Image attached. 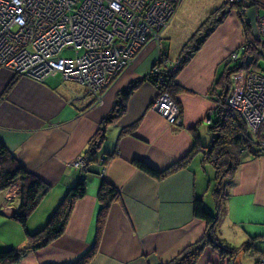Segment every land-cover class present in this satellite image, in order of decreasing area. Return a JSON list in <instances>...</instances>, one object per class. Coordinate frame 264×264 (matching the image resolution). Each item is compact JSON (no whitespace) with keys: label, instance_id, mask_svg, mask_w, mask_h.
Segmentation results:
<instances>
[{"label":"crops","instance_id":"crops-1","mask_svg":"<svg viewBox=\"0 0 264 264\" xmlns=\"http://www.w3.org/2000/svg\"><path fill=\"white\" fill-rule=\"evenodd\" d=\"M189 2L179 1L163 32L162 48L153 41L146 43L131 64L100 89L98 100L81 84L62 81L59 74L39 81L0 66V141L26 171L48 186L25 227L13 217L20 194L14 193V187L0 191V250L28 245L26 233L44 226L68 188L80 180L85 184L59 236L28 249L19 261L3 264H64L89 248L93 251L87 264H166L203 237L206 221L194 215L193 202L199 198L206 211L216 213L214 168L202 160L195 144H209L211 113L219 103L213 98L218 89L215 82L228 55L242 49L246 33L256 38L261 7L247 5L240 14L238 6H230L176 72L178 89L172 97L180 107V123H170L150 108L156 89L144 80L125 100L123 112L107 124L93 158L85 167L73 165L78 156L86 160L88 141L109 114L117 93L146 75L163 51L171 65L178 64L183 45L223 4V0H208L196 14L181 13L183 4ZM190 151L181 166L161 178L135 164L140 160L164 171ZM102 181L115 192L106 205L98 197ZM223 200L224 210L215 225L217 236L230 246H239L248 238L263 242L264 152L244 153ZM246 254L250 256L240 251L234 263L252 264ZM193 264L228 261L206 245Z\"/></svg>","mask_w":264,"mask_h":264},{"label":"built area","instance_id":"built-area-1","mask_svg":"<svg viewBox=\"0 0 264 264\" xmlns=\"http://www.w3.org/2000/svg\"><path fill=\"white\" fill-rule=\"evenodd\" d=\"M179 1L0 0V66L39 81L58 73L81 84L98 100L100 89L131 64L146 43L153 41L162 48L163 32ZM260 7L255 32L262 49L264 5ZM64 48H74L75 56H61ZM238 56L233 51L229 59ZM231 78L233 89L227 104L256 131L264 123V70H241ZM154 86L150 108L168 122L180 123L178 103ZM73 165L85 167L86 160L78 156ZM8 187L15 191L19 183Z\"/></svg>","mask_w":264,"mask_h":264},{"label":"trees","instance_id":"trees-1","mask_svg":"<svg viewBox=\"0 0 264 264\" xmlns=\"http://www.w3.org/2000/svg\"><path fill=\"white\" fill-rule=\"evenodd\" d=\"M252 4L260 7L264 5V0H249L248 4L245 5L240 1L223 0L222 6L211 12L183 45L181 58L176 68L165 70L161 62H154L146 75L133 80L126 88L120 90L116 95L114 105L109 114L102 119L97 131L88 141L85 151L86 165L100 148L107 124L113 122L123 112L125 100L138 84L146 80L153 85L157 84L159 91L166 92L171 96L175 95L178 89L175 82L176 72L190 57L192 52L200 47L203 40L215 26L222 21L229 7L238 6L241 14L244 6ZM162 55L166 56L164 51ZM247 55H252V57L248 60L246 59ZM257 56H264V47L260 49L257 38L246 33L241 54L235 60H227L223 72L215 82L218 89L215 88V96L213 98L221 105L214 106L212 109L211 121L208 126L211 139L208 145H200L196 142L195 146L202 152V160L211 163L214 168L212 193L216 204V213L206 211L201 200L199 198L194 199L193 213L205 219L207 226L205 234L200 240L188 246L166 264H193L200 251L206 245H210L213 249H216L222 259L227 258L228 264H235L234 259L240 251L249 253V255L254 257L256 263L264 264V252L256 248L252 241L253 238H248L239 246H230L223 239L219 238L215 232L216 222L224 210L223 199L227 194V187L232 183L234 172L242 162L244 153L246 152L251 156H255L264 152V130L262 129V125L258 127L257 131L252 132L249 130L241 114L227 104V97L230 93V74L243 69L247 71L251 70L249 69V65L253 62L255 63ZM154 67L157 70L154 71ZM254 70L259 69L256 68ZM192 151L182 158L181 162L174 163L164 171H156L140 160H135V164L148 174L161 178L181 166ZM17 180L21 181L22 188L20 202L13 217L20 225L25 227L28 216L36 207L44 192L47 191L48 186L36 175L26 171L18 163L13 153L0 141V191ZM84 192L85 184L83 180L76 182L68 188L63 199L44 226L35 233H26L29 240L28 245L20 248L0 250V264L17 262L28 249L42 247L59 236L64 229L72 203L77 197L82 196ZM114 195V189L102 181L98 189V197L102 203L106 205ZM92 251L93 249L89 248L74 261L64 264H87ZM261 261L263 262L260 263Z\"/></svg>","mask_w":264,"mask_h":264},{"label":"rangeland","instance_id":"rangeland-1","mask_svg":"<svg viewBox=\"0 0 264 264\" xmlns=\"http://www.w3.org/2000/svg\"><path fill=\"white\" fill-rule=\"evenodd\" d=\"M208 2V0H190V2H189V5H186L185 3L183 4V6H182V8H181V13H182V11H185V12H190L191 14L192 13H197V12H199L202 8H203V6L206 4ZM184 5H185V7H184ZM211 6L212 7H214L215 5H214V3H212L211 4ZM241 51H242V49L240 48V49H238V54L240 55L241 54ZM79 52H81V50L79 51ZM233 52V51H232ZM232 52L228 55V58H227V60H229V57H230V55L232 54ZM60 55L61 56H63V57H73V56H75V52H74V48H64V49H62L61 51H60ZM252 57V55H247V58L246 59H250ZM156 62H161V64H162V66L164 67V69L165 70H168V69H170V68H173L174 66H175V64H173V65H171L170 64V61H169V59L166 57V56H161L160 58H158V60L157 61H155V63ZM232 64V63H231ZM177 67V64H176V66L174 67V68H176ZM259 69V70H264V57H262V56H257L256 58H255V63L253 62V63H251L250 65H249V69H251V70H254V69ZM242 71H246V69H243ZM238 72V71H237ZM237 72H234V73H231L230 74V92L232 91V89H233V81H232V78H231V76L233 75V74H235V73H237ZM60 75V74H59ZM61 76V75H60ZM63 79V78H62ZM62 81H64V82H73L72 80H69V79H64V80H62ZM75 82V81H74ZM263 126H264V124H263ZM15 182H17V181H15ZM14 182V183H15ZM18 183V182H17ZM13 184V183H12ZM11 185V184H10ZM7 188V187H6ZM21 188H22V183L21 184H19V187H16V190L14 191V193L15 194H17V193H19L20 194V192H21ZM255 246H256V248H259V249H261L263 252H264V241L263 242H259V241H256L255 243ZM246 257H247V259H248V261L250 262V263H252V264H258V263H256L255 262V260H254V258L250 255V256H248L247 254H246ZM260 263H262V262H260Z\"/></svg>","mask_w":264,"mask_h":264},{"label":"flooded vegetation","instance_id":"flooded-vegetation-1","mask_svg":"<svg viewBox=\"0 0 264 264\" xmlns=\"http://www.w3.org/2000/svg\"><path fill=\"white\" fill-rule=\"evenodd\" d=\"M249 0H244L243 5L248 4Z\"/></svg>","mask_w":264,"mask_h":264}]
</instances>
